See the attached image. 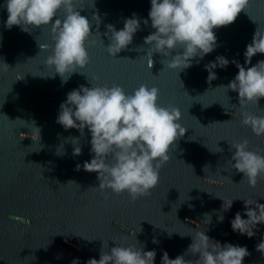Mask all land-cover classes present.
Returning <instances> with one entry per match:
<instances>
[{"label":"water","instance_id":"1","mask_svg":"<svg viewBox=\"0 0 264 264\" xmlns=\"http://www.w3.org/2000/svg\"><path fill=\"white\" fill-rule=\"evenodd\" d=\"M5 2L0 0V5ZM74 7L92 24L94 35L89 39L96 44L86 46L89 63L66 83L46 65L53 47L50 27L30 33L15 26L9 30L7 10L0 7V264H72L74 260L86 264L89 259L99 260L102 240H108L109 250L117 246L112 240L125 246L137 241L144 251L155 250L154 264H161L165 251L169 259L185 255L192 238L180 235H192L190 229L204 230L221 246H246L249 255L242 264H264V250L257 251L264 241V225H257L248 238L233 232L230 224L237 212L247 219L241 199L264 204V178H258L255 187L241 181L243 174L231 166L235 150L230 145L247 140L249 150L264 154V137L242 126L240 116L241 112L264 115V98L241 109L237 92L219 88L238 74L233 61L244 66L243 54L256 29L264 30V0H249L246 11L231 25L214 29V51L193 58L191 67L177 73L165 68L161 61L166 58L158 53H153L152 67H147L144 38L154 31L148 19L150 0H75ZM133 14L141 21L140 30L126 50L110 57L107 25L122 30ZM63 15L58 12L50 24ZM94 16L99 17L98 27ZM37 42L47 44L48 51L40 52ZM178 52L182 54V49L172 55ZM217 57L229 64L212 69L217 78L209 82L205 68ZM260 60L264 54L258 53L247 67ZM104 84L118 85L127 94L141 84L158 88V104L177 108L179 122L186 128L160 169L157 187L135 202L126 192L116 196L90 188H98L100 182L97 173L83 170V163L93 158L88 129L81 134L56 122L70 91ZM34 127L40 129L38 139ZM72 138L78 139L79 156H73ZM217 147L222 151L216 152ZM222 199H235L230 210L221 211ZM205 213L211 216L209 224L203 223ZM198 258L199 254L185 255L186 260Z\"/></svg>","mask_w":264,"mask_h":264},{"label":"clouds","instance_id":"2","mask_svg":"<svg viewBox=\"0 0 264 264\" xmlns=\"http://www.w3.org/2000/svg\"><path fill=\"white\" fill-rule=\"evenodd\" d=\"M150 3L148 19L154 31L144 38V45L148 46L147 67H152L153 53H158L166 58L161 61L165 68L177 73L191 67L193 58L202 59L214 51L216 35L213 30L231 25L242 11H246L249 0H150ZM74 5L75 0H6L4 5H0L7 10L5 27L9 30L15 26L22 32L30 33L32 29L50 27L53 47L47 56L46 65L54 69L62 83H66L77 70H83L87 66V47H94L96 44L95 39H89L94 35L91 31L92 24L76 11ZM61 11L64 14L63 19L57 18L50 24ZM93 20L98 27L99 17L94 16ZM140 23L136 14H133L132 18L124 21L122 30L117 31L112 25H107L106 35L110 34V43L106 50L110 57L115 58L118 53L128 48L136 32L140 30ZM143 23L147 24L148 20ZM95 35L100 37L98 31ZM37 44L40 52L48 51L47 44ZM177 48L182 49V54L178 52L172 55ZM258 53L264 54V30L259 27L254 32L251 43L246 46L243 54L244 66L233 61L238 74L226 87H219L237 92L241 109L248 104H257L264 98V60L247 67L252 57ZM228 64L229 61L224 57H217L215 62L206 65L208 81L217 78L212 69L226 68ZM181 86L183 87L182 83ZM158 98L159 89L145 84H141L131 94L115 84L90 88L81 85L67 94L65 102L60 105L56 122L65 130L76 129L81 134L85 128L88 129L93 158L90 162L83 163V170L97 173L100 182L98 188L90 187L91 189H98L101 193L110 192L116 196L126 192L130 202H135L138 198L149 196L157 187L160 169L170 159V149L186 131L179 122L181 112L175 107L160 106ZM240 116L242 126L250 128L258 138L264 137V115L241 112ZM32 133L38 139L40 129L34 127ZM21 137L20 139L25 138L23 135ZM72 144L77 145L78 139L72 138ZM230 145L235 150L232 156L235 163H229L237 172L243 174L241 181L246 180L250 187H255L258 178H264V154L249 150L247 140ZM217 149L216 152L222 151L218 147ZM79 155L81 148L75 146L73 156ZM80 167L77 165V170ZM108 198L107 195L104 196L105 200ZM233 200H223L221 211L230 210ZM241 200L244 201V215L247 219H242L241 213L237 212L230 222L231 229L252 238L255 234L253 229L257 225H264V204ZM253 205L254 207H250ZM223 219L222 215L218 216V222ZM210 221L211 216L205 213L203 223L209 224ZM190 231L192 235L178 234L192 238L185 255L199 254V258L194 261L186 260L185 255H180L169 259L165 251L161 264H242L249 255L246 246H221L219 242L205 235L204 230ZM112 241L117 246L109 250L108 240H102L99 260L89 259L86 264H154L155 250L144 251L137 241L136 245L127 246ZM152 242L158 243L156 240ZM262 250L264 241L257 245V251ZM72 264L78 262L74 260Z\"/></svg>","mask_w":264,"mask_h":264}]
</instances>
